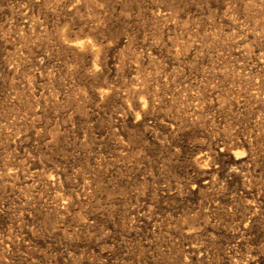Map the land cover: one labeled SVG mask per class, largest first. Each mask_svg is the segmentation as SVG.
Returning a JSON list of instances; mask_svg holds the SVG:
<instances>
[{"label":"rangeland","instance_id":"1","mask_svg":"<svg viewBox=\"0 0 264 264\" xmlns=\"http://www.w3.org/2000/svg\"><path fill=\"white\" fill-rule=\"evenodd\" d=\"M0 264H264V0H0Z\"/></svg>","mask_w":264,"mask_h":264},{"label":"bare ground","instance_id":"2","mask_svg":"<svg viewBox=\"0 0 264 264\" xmlns=\"http://www.w3.org/2000/svg\"><path fill=\"white\" fill-rule=\"evenodd\" d=\"M233 163H235V162H233ZM136 214V213H135Z\"/></svg>","mask_w":264,"mask_h":264}]
</instances>
